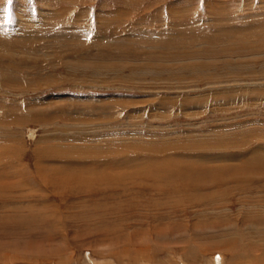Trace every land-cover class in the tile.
<instances>
[{
	"label": "rangeland",
	"instance_id": "rangeland-1",
	"mask_svg": "<svg viewBox=\"0 0 264 264\" xmlns=\"http://www.w3.org/2000/svg\"><path fill=\"white\" fill-rule=\"evenodd\" d=\"M263 219L264 0H0V264H253Z\"/></svg>",
	"mask_w": 264,
	"mask_h": 264
},
{
	"label": "bare ground",
	"instance_id": "bare-ground-1",
	"mask_svg": "<svg viewBox=\"0 0 264 264\" xmlns=\"http://www.w3.org/2000/svg\"><path fill=\"white\" fill-rule=\"evenodd\" d=\"M71 66V65H70ZM75 68V67H74ZM131 78V77H130ZM213 131V130H212ZM228 131V130H227ZM56 133V132H55ZM218 133V132H217ZM221 133V132H220ZM58 134V133H57ZM57 134H56V136H57ZM54 136V135H53ZM59 137V136H58ZM130 137V136H129ZM47 138V137H46ZM109 140V139H108ZM91 141V140H90ZM93 141V140H92ZM94 147V146H93ZM144 148V147H143ZM93 149V148H92ZM108 149V148H107ZM52 150V149H51ZM51 150L49 151L48 149L46 150V151H48L49 153L51 152ZM104 150V149H103ZM93 151V150H92ZM99 151V150H98ZM110 151H112V150H110ZM100 152V151H99ZM106 153V152H105ZM95 154V153H94ZM97 154V153H96ZM91 156V155H90ZM94 156V155H93ZM108 157V156H107ZM100 158V157H99ZM98 159V158H97ZM97 159H95V160H97ZM122 159L123 158H121V161H122ZM128 159V158H127ZM129 159H131L130 161H132V163H133V160L135 159H133L132 160V157L131 158H129ZM128 159V160H129ZM222 159H232L231 157H225V156H218V157H216V158H213V160H222ZM94 160V159H93ZM106 160V159H105ZM107 160H108V158H107ZM124 160V159H123ZM260 160V159H259ZM258 160V161H259ZM100 161V160H99ZM102 161V160H101ZM137 161V160H136ZM135 161V162H136ZM261 161V160H260ZM78 162V161H77ZM96 162H98V161H96ZM116 162V161H115ZM124 162H128L127 160H125ZM141 162V161H140ZM139 162V163H140ZM146 162V161H145ZM131 163V162H130ZM128 164V165H130L131 166V164ZM262 163V162H261ZM99 164H100V162H99ZM102 165H104L105 166V164H103V163H101ZM116 164V163H115ZM122 164V163H121ZM121 164H120V166H121ZM77 165V164H76ZM125 165V164H124ZM127 165V166H128ZM91 166V165H90ZM126 166V165H125ZM130 166H128V167H130ZM75 167V166H74ZM80 168H81V166H80ZM104 168V167H103ZM78 169V168H77ZM83 169V168H82ZM101 169V168H100ZM72 170V169H71ZM75 171V170H74ZM88 171V170H87ZM97 171H99V170H97ZM81 172H83V171H81ZM85 172V171H84ZM206 172H208L207 170H206ZM80 174H82V173H80ZM83 175V174H82ZM244 179V178H243ZM264 220V219H263ZM254 228H257V230L256 231H261L262 230V228H259V227H257V226H253ZM263 233V232H262ZM264 234V233H263ZM262 240H264V236H262ZM252 245H255L254 243H252ZM257 248H259L260 249V252H258L257 251V253H255V254H253V252L251 251V250H249V255L248 256H244L243 255V252L244 251H242V255L240 256L241 257V259H244V258H247V259H245V261L243 262V263H246V260H248V258H250V256H253L254 258H253V264H264V242H260V244H258V245H255ZM62 250V249H61ZM57 251V250H56ZM142 251H144V250H142ZM6 254V253H5ZM1 255V254H0ZM3 255V254H2ZM7 255V254H6ZM5 256V255H4ZM237 257V256H236ZM13 258V257H12ZM240 259V258H239ZM9 260V259H8ZM5 261V260H4ZM241 261V260H240ZM133 262V261H132ZM137 262V261H136ZM214 262V261H213ZM242 262V261H241ZM216 262H214L213 264H215Z\"/></svg>",
	"mask_w": 264,
	"mask_h": 264
},
{
	"label": "snow or ice",
	"instance_id": "snow-or-ice-1",
	"mask_svg": "<svg viewBox=\"0 0 264 264\" xmlns=\"http://www.w3.org/2000/svg\"><path fill=\"white\" fill-rule=\"evenodd\" d=\"M7 3H8V5H11L12 0H7ZM5 11L9 12V15H10V10L9 9H5ZM6 22H9V21H6Z\"/></svg>",
	"mask_w": 264,
	"mask_h": 264
}]
</instances>
